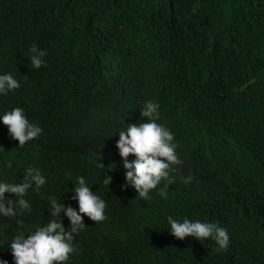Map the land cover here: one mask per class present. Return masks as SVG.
I'll return each instance as SVG.
<instances>
[{"label": "trees", "instance_id": "16d2710c", "mask_svg": "<svg viewBox=\"0 0 264 264\" xmlns=\"http://www.w3.org/2000/svg\"><path fill=\"white\" fill-rule=\"evenodd\" d=\"M33 45L47 51L39 69L28 60ZM2 70L24 83L11 103L44 136L19 147L0 128V181L19 183L32 167L47 183L40 195L29 191L23 225L0 216V259L14 264L12 238L52 218L45 197L78 210L71 191L84 176L105 200L107 219L83 216L68 264H264V0H0ZM147 101L159 104L183 161L150 200L121 191L122 157L56 155L53 146L79 124L66 119L69 111L131 103L136 114ZM17 152L32 161L17 164ZM166 186L164 200L158 191ZM169 215L217 222L228 230V249L175 238ZM60 218L68 230L69 218Z\"/></svg>", "mask_w": 264, "mask_h": 264}, {"label": "clouds", "instance_id": "9594fccd", "mask_svg": "<svg viewBox=\"0 0 264 264\" xmlns=\"http://www.w3.org/2000/svg\"><path fill=\"white\" fill-rule=\"evenodd\" d=\"M30 61L33 69L46 65L44 57L47 51L33 45L29 49ZM21 84V85H20ZM24 84L9 71L0 72V128L7 126L12 140L19 142V147L30 144L44 136L43 129L34 124L36 122L21 104H12L16 91ZM159 104L147 101L142 108L135 110L131 103L112 108L108 113L101 109L75 108L68 112L66 119L78 118L79 124L66 133L63 139L53 147L58 157L75 156L71 161H80L87 157L110 158L117 155L124 158V185L121 191L131 187L140 199L150 200V193L156 190L162 180H169L170 172L176 166L183 164L177 155V143L174 134L159 120ZM133 160L128 162L127 158ZM44 157V156H43ZM78 157V158H77ZM43 159V158H42ZM32 159L23 153L16 155V163L24 166ZM11 168L12 163L8 162ZM104 174L103 184L110 187L113 176ZM192 179L189 176L184 182ZM47 179L38 169L28 167L23 179L19 183L0 181V216L15 220L23 225L21 217L30 215L32 204L28 197L29 191L41 194ZM72 199L78 202V210L59 202L56 197H45L49 202L51 219L34 231H20L10 244L14 264H68L70 254L75 252L73 240L85 229L83 216L98 223L105 221L106 202L89 186L84 176H79ZM168 186L160 188L158 195L168 199ZM14 194L15 198L5 196ZM63 212L70 220V228L65 229L60 213ZM170 235L179 240L187 237L202 243L212 240L217 245V251L227 250L230 245L228 230L217 222H203L188 218L177 219L167 216ZM0 264H8L0 259Z\"/></svg>", "mask_w": 264, "mask_h": 264}, {"label": "bare ground", "instance_id": "6f19581e", "mask_svg": "<svg viewBox=\"0 0 264 264\" xmlns=\"http://www.w3.org/2000/svg\"><path fill=\"white\" fill-rule=\"evenodd\" d=\"M90 231V230H89ZM83 232V231H82Z\"/></svg>", "mask_w": 264, "mask_h": 264}]
</instances>
